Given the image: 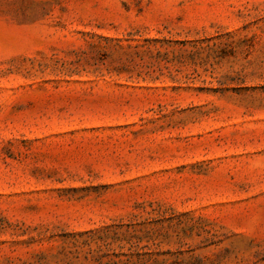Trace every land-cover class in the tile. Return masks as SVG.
<instances>
[{
  "label": "rangeland",
  "instance_id": "374dc122",
  "mask_svg": "<svg viewBox=\"0 0 264 264\" xmlns=\"http://www.w3.org/2000/svg\"><path fill=\"white\" fill-rule=\"evenodd\" d=\"M0 264H264V0H0Z\"/></svg>",
  "mask_w": 264,
  "mask_h": 264
},
{
  "label": "trees",
  "instance_id": "16d2710c",
  "mask_svg": "<svg viewBox=\"0 0 264 264\" xmlns=\"http://www.w3.org/2000/svg\"><path fill=\"white\" fill-rule=\"evenodd\" d=\"M134 246L137 247V248H140V247L143 248L144 247L143 245L141 246V240H140L139 237L136 238V241L134 243ZM141 253H139V254H141Z\"/></svg>",
  "mask_w": 264,
  "mask_h": 264
}]
</instances>
